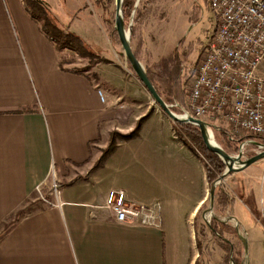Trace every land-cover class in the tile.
Listing matches in <instances>:
<instances>
[{
    "label": "crops",
    "instance_id": "crops-1",
    "mask_svg": "<svg viewBox=\"0 0 264 264\" xmlns=\"http://www.w3.org/2000/svg\"><path fill=\"white\" fill-rule=\"evenodd\" d=\"M90 3L100 11L105 0ZM179 25L160 45L143 37L153 58L178 48L187 21ZM59 54L23 0H0V264H195L193 220L210 190L203 162L165 114L139 108L135 93L145 97V88L119 61L104 56L111 63H101L91 79L61 69ZM150 111L140 137L120 141L89 175L101 155L96 147L105 148L112 131L132 132ZM53 169L64 182L61 205L28 215L41 203L36 187ZM78 176L86 179L67 186ZM223 188L231 204L221 215L237 219L238 240L249 245V232H261L264 253V159L230 175ZM113 190L135 204L160 203V228L116 222L106 208ZM246 264H264V257Z\"/></svg>",
    "mask_w": 264,
    "mask_h": 264
},
{
    "label": "rangeland",
    "instance_id": "rangeland-1",
    "mask_svg": "<svg viewBox=\"0 0 264 264\" xmlns=\"http://www.w3.org/2000/svg\"><path fill=\"white\" fill-rule=\"evenodd\" d=\"M39 1L49 4L48 10L50 16L56 24H58L62 29L80 37L84 41L85 46L92 53H94L93 56H81L77 52L65 49L59 54L61 63L64 68H66L67 70L86 74L89 78L94 79L95 77H98L96 75V68H98L101 63L110 62L108 61L109 59H104L105 57H108L112 60L119 61V66L124 68L126 74L128 76L130 75L131 77L136 78L134 72L131 70L130 64L122 54L123 50L115 31V0H105V3L102 4L103 8H101L103 12L102 10L96 11V9L98 10L97 6L94 7L90 3V1L93 0ZM137 3L138 0H136L131 18L126 21L125 26L126 28H129L131 24L132 29L134 28V35H132L133 31L131 32V46L133 47L134 52L135 50H137L136 52L140 57L139 60L143 64L146 72L150 73L155 83V88L157 87L156 89L158 93L162 95L161 97L163 99L166 98V88L164 87V85L161 84L159 77H161V74L164 71V60L169 55L165 59L153 58L150 51H148V49L143 46V37L145 35H149V37H153L151 41L154 45H160L163 38H165L166 30H168V32L170 33L173 30L172 26L174 24H180L179 26L184 25L185 27L187 21L185 37L181 39L182 41L179 42L178 48L175 49L178 50L181 63V70L179 75V95L177 98H172V102L168 104L169 106H171L172 111L175 114L183 115V109L187 107L189 88L194 74L193 70L199 62L202 50L206 43V38L212 28V16L209 11L208 0H149L148 2L144 1L138 4V8L141 10V21L136 24V21L139 20H135L136 10L138 9L136 7ZM24 4H26V2ZM86 6L87 9H83ZM139 45L140 48L137 49ZM99 53L103 54V58L98 55ZM99 83L102 85V82L100 80ZM142 92L145 97H140L137 92L135 93L137 103L140 106L139 108L145 109L148 108V106H152L153 108H156L157 110H160L162 112L159 106L154 103L147 90L144 89L142 90ZM179 99H181V102ZM209 131L212 132L214 139H216L215 142L231 155H237L240 151H243L244 157L250 158L249 155L253 153H255L256 155V152L260 151L254 144L245 146L243 149H241V143H238L236 141L232 142L231 148L230 146L226 145L225 134H227V136H229L231 140L233 138L235 139L239 137H251L247 133L233 135L226 124L217 121L209 122ZM113 133L126 135L119 131H112L108 138V144L111 139V134ZM254 142L261 144L257 140H255ZM107 146L103 149H98L96 147V150H98L102 154V151L105 150ZM234 149H237L238 152L235 153ZM61 182L62 183L60 184L63 185V180ZM218 187H224V182H222ZM40 206L44 207L46 205L43 202H38L37 207L34 206L28 208L27 214H32L36 212L37 208H39ZM208 206L209 200L205 209L201 213L202 219V214L208 208ZM215 215L219 221L223 223H225L226 221L227 226H230L232 228H234V226H237L236 224L239 223L234 216L233 217L237 223H235L232 219L230 220L227 216L219 214L216 209ZM212 219L214 218H211V221ZM203 223L205 224L204 220ZM199 225L201 226L200 230L205 231V236L203 238L204 253L202 254L199 264H235V261L233 259V252L230 255L229 262L223 263L222 258L224 256V253L219 248V246L214 244L213 237L211 235L212 231L207 227L206 224V227H202L201 222L199 223ZM261 235V232H249L251 245L247 244V256L244 253L242 241L238 239L234 240L238 248V255L235 254V258H239L241 264H246V260L248 262V260L250 261L251 259L254 261L263 259L264 253L262 250L263 243L261 241ZM227 236L231 237V235ZM240 238L244 237L241 236ZM216 252H218L219 255H217Z\"/></svg>",
    "mask_w": 264,
    "mask_h": 264
},
{
    "label": "built area",
    "instance_id": "built-area-1",
    "mask_svg": "<svg viewBox=\"0 0 264 264\" xmlns=\"http://www.w3.org/2000/svg\"><path fill=\"white\" fill-rule=\"evenodd\" d=\"M208 5L212 28L193 70L183 115L264 141V0H208ZM98 95L104 103L101 90ZM253 144L244 142L241 149ZM255 146L256 154L264 151V144ZM49 177L35 192L46 206L58 207L62 187L54 169ZM106 208L121 224L161 226L160 203L135 204L122 190L108 194Z\"/></svg>",
    "mask_w": 264,
    "mask_h": 264
},
{
    "label": "trees",
    "instance_id": "trees-1",
    "mask_svg": "<svg viewBox=\"0 0 264 264\" xmlns=\"http://www.w3.org/2000/svg\"><path fill=\"white\" fill-rule=\"evenodd\" d=\"M148 2L149 0H140V2ZM25 8L27 12L30 14V16L36 20L38 23H40L41 28L43 32H45L49 38L53 41L55 48L58 52H61L65 49L77 52L81 56L90 55L93 56L94 54L85 46L84 41L78 37L77 35L67 32L66 30L62 29L58 24H56L52 17L50 16L48 5L45 2H41L39 0H23V3H25ZM136 0H124L123 3V14H124V21L126 24V21L131 18L132 12L135 7ZM141 12L140 10H136V19H140ZM139 55L136 54V57ZM111 63V62H108ZM165 66L164 71L161 74V77H159V80L162 85L166 88V95L165 97L169 100H167L165 97V102L167 104H170L172 102V98H177L179 93V86H180V70H181V63H180V56L178 54V50H175L171 55H169L164 60ZM61 69L64 71H68L65 69L61 63ZM132 70V68H131ZM133 71V70H132ZM149 79L155 86V83L150 75L149 72H147ZM157 88V87H156ZM162 96V95H161ZM182 99V98H181ZM181 99L180 102H181ZM151 115V112H149L145 117L141 118L135 129L126 135H121L119 133H113L111 134V139L109 141V144L105 150L102 151V154L98 161L95 163L93 168L90 170L89 175L96 172L97 170L103 168L108 161V159L116 152L118 148V144L120 141H131L138 139L140 137V131L142 124L144 121ZM173 128L176 133L177 138L179 141H181L185 146H187L204 164L205 171H206V177L209 184V187H211L214 182L225 172L226 166L223 163V161L216 156L215 154L211 153L207 150L205 147L200 131L198 128L192 126V125H185V124H179L176 122H173ZM226 137V145L230 146L232 145L233 141H236L238 143H244L247 141H255L257 140L261 144H264V141L251 136L249 138H233L230 139L227 134H225ZM247 140V141H246ZM235 153L238 152L237 149H234ZM250 157L255 156V153L249 155ZM81 179H86L83 177H78L71 181L67 186H71L77 181ZM208 204V201L206 204L199 210L196 217L193 220V227L195 230V238H196V247L199 252V256L195 262V264H199L200 259L202 257V254L204 253V236L205 231L200 230L199 223L201 222L202 227H206L203 223V219L201 218V213L205 209L206 205ZM231 200L229 198V195L226 193L223 187H217L215 192V209L219 214H223L227 208L230 206ZM212 229L211 235L213 237V242L219 248L223 251L224 256L222 258L223 263L229 262L230 255L233 252V259L235 261V264H241L239 258H235V254L238 255V249L233 244L235 239H239L237 229L232 228L230 226H227V224L219 221L217 218L212 219ZM231 235V237L227 236ZM226 240L229 241L226 242ZM233 245V247H232Z\"/></svg>",
    "mask_w": 264,
    "mask_h": 264
},
{
    "label": "water",
    "instance_id": "water-1",
    "mask_svg": "<svg viewBox=\"0 0 264 264\" xmlns=\"http://www.w3.org/2000/svg\"><path fill=\"white\" fill-rule=\"evenodd\" d=\"M116 2V18H115V31L118 36V40L123 50V55L130 64L136 78L147 90L154 103L159 106L162 112L172 121L179 124L192 125L197 127L200 131L203 143L208 151L218 156L226 166L225 172L214 182L209 190V206L203 212V220L207 227L213 231L211 226V218H217L215 215V192L216 188L225 181L230 175L238 173L245 168L251 166L264 159V151L257 153L255 156L250 158H245L243 151H240L237 155H231L227 153L223 148H221L217 143H214L212 137L210 136L209 125L202 121L195 119L189 115H177L172 111L171 106H169L161 95L158 93L157 89L148 77V74L142 65V63L136 57L132 46H131V32L132 25L126 28L124 18H123V3L124 0H115ZM139 2V0H138ZM215 140V139H214ZM255 145L257 143L254 142ZM244 246V253L247 255V240L241 238ZM226 242L229 243L228 240ZM233 247V245H232Z\"/></svg>",
    "mask_w": 264,
    "mask_h": 264
},
{
    "label": "bare ground",
    "instance_id": "bare-ground-1",
    "mask_svg": "<svg viewBox=\"0 0 264 264\" xmlns=\"http://www.w3.org/2000/svg\"><path fill=\"white\" fill-rule=\"evenodd\" d=\"M210 136L212 137L213 141H215V140H216V139L214 140V136H213V134H212V132H211V131H210ZM214 143H216V142H214Z\"/></svg>",
    "mask_w": 264,
    "mask_h": 264
}]
</instances>
